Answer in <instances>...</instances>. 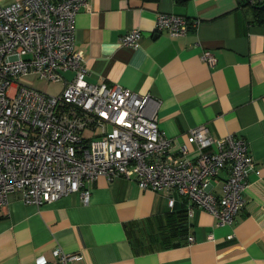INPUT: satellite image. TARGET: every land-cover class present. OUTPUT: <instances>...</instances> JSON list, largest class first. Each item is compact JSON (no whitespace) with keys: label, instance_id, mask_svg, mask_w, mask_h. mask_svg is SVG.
I'll use <instances>...</instances> for the list:
<instances>
[{"label":"crops","instance_id":"obj_1","mask_svg":"<svg viewBox=\"0 0 264 264\" xmlns=\"http://www.w3.org/2000/svg\"><path fill=\"white\" fill-rule=\"evenodd\" d=\"M86 2L75 17V48L83 53L88 81L158 98V128L172 138L171 150L198 124L213 137H245L259 173H249L244 204L231 223H217L195 206L182 237L170 219L181 199L171 208L163 192L140 188L132 178L99 175L87 202L79 191L40 205L12 192L0 211V264H30L39 254L54 259L55 246L80 253L75 264H264V22L239 0ZM158 12L198 23L173 36L155 30ZM132 28L143 33L138 47L120 43ZM204 49L213 52L214 64L201 58ZM62 75L70 79L73 71ZM188 147L193 157L196 148ZM219 175L216 194L226 171Z\"/></svg>","mask_w":264,"mask_h":264},{"label":"built area","instance_id":"obj_2","mask_svg":"<svg viewBox=\"0 0 264 264\" xmlns=\"http://www.w3.org/2000/svg\"><path fill=\"white\" fill-rule=\"evenodd\" d=\"M250 4L264 0H242ZM86 0H15L0 4V211L17 192L42 204L79 191L87 202L99 175L127 177L140 188L163 192L173 207L184 201L191 218L195 206L229 224L244 204L251 171L259 173L245 137L229 132L213 137L205 124L188 130L186 142L171 150L172 138L158 128L159 99L117 83L86 79L83 53L75 48V17ZM198 19L158 12L156 31L186 33ZM142 30L132 28L120 43L138 47ZM201 58L216 62L210 49ZM72 70L70 79L62 72ZM27 74L62 81L48 93L22 80ZM196 154L188 156V144ZM225 170L221 193L213 185ZM229 237L232 235L229 234ZM187 240H193L189 233ZM30 264H75L77 252L52 249Z\"/></svg>","mask_w":264,"mask_h":264},{"label":"trees","instance_id":"obj_3","mask_svg":"<svg viewBox=\"0 0 264 264\" xmlns=\"http://www.w3.org/2000/svg\"><path fill=\"white\" fill-rule=\"evenodd\" d=\"M239 1L241 3L248 4V2H246V1H242V0H239ZM251 5L253 7V11H254V15L256 16V20L258 22H264V1L252 3ZM184 203L185 202L182 201V206L176 210H173L172 213L170 214V219L173 222V230H174L173 233L174 234L175 233L180 234V237H182L186 234V228H187L186 213H185L186 208H185ZM175 218H176V222L174 225ZM178 242L170 243L167 246L177 245V244H179Z\"/></svg>","mask_w":264,"mask_h":264},{"label":"rangeland","instance_id":"obj_4","mask_svg":"<svg viewBox=\"0 0 264 264\" xmlns=\"http://www.w3.org/2000/svg\"><path fill=\"white\" fill-rule=\"evenodd\" d=\"M24 80V78L22 79ZM32 86H34L37 89H40L42 91L48 92V93H58L60 92V82L58 81H46L44 78H40L38 75H33L32 79L30 80H24Z\"/></svg>","mask_w":264,"mask_h":264}]
</instances>
